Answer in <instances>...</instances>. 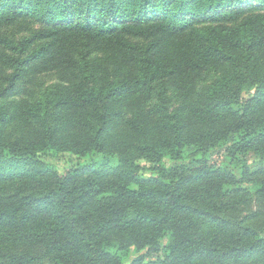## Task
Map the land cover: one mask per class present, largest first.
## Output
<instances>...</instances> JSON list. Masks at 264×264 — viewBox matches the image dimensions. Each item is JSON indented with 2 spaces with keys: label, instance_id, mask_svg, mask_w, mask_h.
Masks as SVG:
<instances>
[{
  "label": "trees",
  "instance_id": "1",
  "mask_svg": "<svg viewBox=\"0 0 264 264\" xmlns=\"http://www.w3.org/2000/svg\"><path fill=\"white\" fill-rule=\"evenodd\" d=\"M0 86V264H264V0H0Z\"/></svg>",
  "mask_w": 264,
  "mask_h": 264
},
{
  "label": "rangeland",
  "instance_id": "2",
  "mask_svg": "<svg viewBox=\"0 0 264 264\" xmlns=\"http://www.w3.org/2000/svg\"><path fill=\"white\" fill-rule=\"evenodd\" d=\"M36 29H37V26H31L29 32H24V31L19 32L16 37L22 38V37L28 36L31 31H34ZM17 30H18V27H10L6 31L14 33ZM97 57L99 58L100 56H97ZM97 61H99V60H97ZM34 81H35V88L40 89V88L48 86L50 84L65 81V76L62 73L59 74L56 72L44 73V74H40L39 76L36 75V78H34ZM4 86H5V84L2 87H4ZM27 86H28V84L25 80H24V82L19 84L17 93H15L16 99H18L22 96L21 95L22 89H26ZM98 158L99 157L96 155L87 156L84 158H78V157H76L72 154H69V153H59L55 156L48 157L46 159V162L51 168H53L54 170H56L60 174H64L65 172H67L69 170L78 168L79 166L88 163L90 160H94V159H98ZM245 160L248 162V166L250 168H253L259 162V159L252 154L246 155ZM210 163L217 164L223 168H226V169L232 171L237 177H239L238 168H235L232 166V164L230 163V160L227 158L223 149L217 150L216 152L212 153V155L210 156ZM171 165H173L172 162L166 161V166H171ZM244 186H246L247 188H249L252 191V189L250 188L249 185H244ZM160 242H161L162 247L165 246L167 244V237L162 238ZM139 254H146V252L143 251L142 253H135L132 250L129 257L124 262V264H129L130 261L132 259H134L136 256H138ZM163 256H164L163 253H159L157 255V257H163ZM151 258L154 259L155 256H149L148 257V259H151Z\"/></svg>",
  "mask_w": 264,
  "mask_h": 264
}]
</instances>
